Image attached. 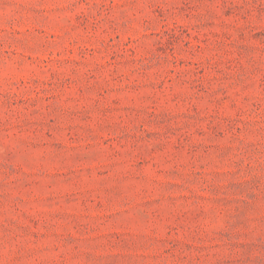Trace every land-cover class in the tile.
Returning <instances> with one entry per match:
<instances>
[{"label":"rangeland","instance_id":"1","mask_svg":"<svg viewBox=\"0 0 264 264\" xmlns=\"http://www.w3.org/2000/svg\"><path fill=\"white\" fill-rule=\"evenodd\" d=\"M0 264H264V0H0Z\"/></svg>","mask_w":264,"mask_h":264}]
</instances>
